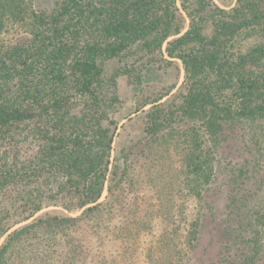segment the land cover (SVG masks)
Returning a JSON list of instances; mask_svg holds the SVG:
<instances>
[{"label": "trees", "instance_id": "trees-1", "mask_svg": "<svg viewBox=\"0 0 264 264\" xmlns=\"http://www.w3.org/2000/svg\"><path fill=\"white\" fill-rule=\"evenodd\" d=\"M9 24L29 38L0 47V264H15L28 238L72 231L110 203L117 125L107 114L116 99L104 91L105 61L140 53L180 61L179 92L164 107H143L152 105L144 113L151 137L186 126L179 137L190 183L208 182L213 167L204 146L215 154L228 138L246 142L257 134L250 126H264V0H237L230 10L213 0H53L50 12L0 0V29ZM240 34L258 40L245 53L233 50ZM49 205L67 214L46 213L13 229ZM82 248L74 243L66 253L83 264ZM251 250L241 264H261L264 249ZM40 256L38 264L53 259L49 251Z\"/></svg>", "mask_w": 264, "mask_h": 264}, {"label": "rangeland", "instance_id": "rangeland-1", "mask_svg": "<svg viewBox=\"0 0 264 264\" xmlns=\"http://www.w3.org/2000/svg\"><path fill=\"white\" fill-rule=\"evenodd\" d=\"M236 1L213 0L222 10H230ZM27 3L34 10L50 12L53 8V0ZM25 38L29 36L15 25L0 29V47ZM257 41L240 34L233 50L245 53ZM141 55L115 57L102 65L104 91L116 99L107 114L117 125L109 167L111 171L116 165L117 171L105 212L72 231H55L21 242L15 264H31L30 260L38 264L40 253L47 251L53 259L39 264L74 263L77 257L66 253L74 243L83 247V264H231V260L241 264L253 256V245L259 251L264 249V126H250L251 133L257 130V134L254 138L248 135L246 142L239 135L233 137L237 140L228 138L213 148H218L215 154L203 142L202 155L213 168L206 184L190 183L179 137L186 126L178 127V134L157 138L145 131L144 113L152 105L164 107L181 89L182 64L178 60L165 64ZM137 59L133 71L125 72ZM149 102L153 104L143 107ZM108 195L106 183L100 202ZM57 211L67 214L61 207L49 205L13 229ZM228 240L229 251H225ZM228 254L234 257H224ZM260 257L264 264V250Z\"/></svg>", "mask_w": 264, "mask_h": 264}]
</instances>
